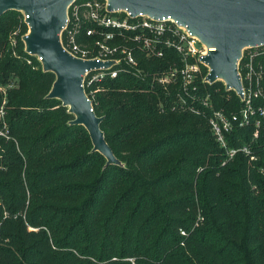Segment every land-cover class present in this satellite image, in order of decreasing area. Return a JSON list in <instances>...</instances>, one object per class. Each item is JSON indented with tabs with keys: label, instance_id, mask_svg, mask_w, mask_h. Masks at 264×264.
Wrapping results in <instances>:
<instances>
[{
	"label": "trees",
	"instance_id": "trees-1",
	"mask_svg": "<svg viewBox=\"0 0 264 264\" xmlns=\"http://www.w3.org/2000/svg\"><path fill=\"white\" fill-rule=\"evenodd\" d=\"M27 30L20 11L0 15L9 136H0V264H264V116L226 134L228 148L250 151L228 159L208 116L240 118L245 102L198 76L184 98L209 105L191 112L180 82L152 81L178 54L139 53L147 73L123 70L84 88L121 163L106 164L86 128L46 97L55 76L24 50Z\"/></svg>",
	"mask_w": 264,
	"mask_h": 264
},
{
	"label": "water",
	"instance_id": "water-1",
	"mask_svg": "<svg viewBox=\"0 0 264 264\" xmlns=\"http://www.w3.org/2000/svg\"><path fill=\"white\" fill-rule=\"evenodd\" d=\"M73 0H0V15L9 10L20 11L28 26L22 36L24 50L40 58L43 71L55 79L48 98H56L73 115L71 124L88 131L93 148L106 164H121L107 144L92 102L83 87L86 69L108 66L112 62H96L75 58L65 51L59 40L65 24L67 8ZM108 9H126L136 15L153 17L170 15L189 29L207 48L202 60L208 66L206 79L220 80L226 89L242 96V83L237 62L244 48L264 43V0H106Z\"/></svg>",
	"mask_w": 264,
	"mask_h": 264
},
{
	"label": "built area",
	"instance_id": "built-area-1",
	"mask_svg": "<svg viewBox=\"0 0 264 264\" xmlns=\"http://www.w3.org/2000/svg\"><path fill=\"white\" fill-rule=\"evenodd\" d=\"M62 48L75 58L96 62H112L86 69L83 74V87L87 88L105 76L115 77L118 72L130 70L135 74L147 73L139 64V53L147 58L164 60L171 53H177L179 59L167 60V67L152 77V81L164 86L180 82L182 91L178 98L183 105L194 113H202L201 106H208L207 98L199 95V108L193 103H186L184 94H190L195 79L211 84L206 79L208 66L202 60L208 48L186 26L181 25L170 15L153 17L147 14L132 13L126 9H108L106 0H73L67 8L65 24L59 36ZM14 43V40H12ZM264 43L248 46L242 51L237 62V71L242 83V96L246 108L241 117L228 114L220 109H213L208 116L211 132L220 147L226 150L227 158H232L238 151L249 154V149L228 148L226 134L234 125L247 124L249 115L258 112L264 116V104L250 107L252 97L264 100ZM40 61V58L37 57ZM202 66L207 68L202 75ZM225 85V84H224ZM10 86V84H9ZM3 101L0 105V136L9 138L6 131L5 103L6 88L0 85ZM93 90L90 91V94ZM87 95V94H86ZM259 125V121L256 122ZM257 135V131L254 134ZM250 156V159H253ZM184 233L183 231H181Z\"/></svg>",
	"mask_w": 264,
	"mask_h": 264
}]
</instances>
